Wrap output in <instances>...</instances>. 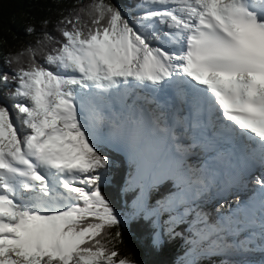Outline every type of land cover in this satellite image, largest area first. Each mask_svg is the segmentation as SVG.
Returning <instances> with one entry per match:
<instances>
[{"label":"snow or ice","instance_id":"1","mask_svg":"<svg viewBox=\"0 0 264 264\" xmlns=\"http://www.w3.org/2000/svg\"><path fill=\"white\" fill-rule=\"evenodd\" d=\"M133 7L89 0L0 75V264H133L112 245L138 219L154 248L186 225L188 264L264 252V0ZM105 149L133 165L126 216Z\"/></svg>","mask_w":264,"mask_h":264},{"label":"trees","instance_id":"2","mask_svg":"<svg viewBox=\"0 0 264 264\" xmlns=\"http://www.w3.org/2000/svg\"><path fill=\"white\" fill-rule=\"evenodd\" d=\"M89 0H0V75H12L14 68L26 65L28 54L25 53L18 62L9 64L17 53L28 46H36L38 40L47 33L53 41L44 39L42 50L50 51L56 40H62L59 31V22L64 17L73 14L74 9L88 4ZM119 6L125 12L136 10L133 5L136 0H108ZM131 16L135 13L131 12ZM32 26L33 32L27 28ZM43 63L42 53L37 56ZM14 87L13 84L2 86V92L7 93ZM115 160L112 170V182L103 186L106 198L114 210L126 216L133 206L135 197L126 187V181L134 170L131 161L119 152L105 149ZM152 224L145 219H138L128 227L121 228V236L114 240L112 246L118 250L120 256L129 258L133 264H188L191 259L188 243L189 235L186 225L176 228L175 234L164 235V242L158 248L151 244ZM113 234L116 228L110 230ZM198 264H229L219 255L197 257Z\"/></svg>","mask_w":264,"mask_h":264},{"label":"rangeland","instance_id":"3","mask_svg":"<svg viewBox=\"0 0 264 264\" xmlns=\"http://www.w3.org/2000/svg\"><path fill=\"white\" fill-rule=\"evenodd\" d=\"M136 12V11H135ZM129 16H131V12L128 11L126 12ZM137 14V13H136ZM4 85V83L0 82V95H3L4 93L2 92V86ZM9 103H11V101H9ZM123 154H125L124 152H121ZM125 156L127 157V155L125 154ZM229 199V197H228ZM230 201H234L232 199H229ZM220 202H223V201H220ZM217 203V202H216ZM216 203L214 204H209V205H205V209L206 210H211L215 205ZM240 256L238 255H235V256H232V257H228V258H225L223 257V261L224 262H228L229 263V260H237V261H247V264H261L260 262L258 261H255L256 259H263L264 258V255H261V256H253L254 254H249V253H244V254H239ZM252 258V259H251ZM263 264V263H262Z\"/></svg>","mask_w":264,"mask_h":264},{"label":"bare ground","instance_id":"4","mask_svg":"<svg viewBox=\"0 0 264 264\" xmlns=\"http://www.w3.org/2000/svg\"><path fill=\"white\" fill-rule=\"evenodd\" d=\"M120 152H122V151H120ZM123 154V153H122ZM203 157L201 156V159H202ZM193 162H196V160L195 161H193ZM230 199V198H229ZM228 199V200H229ZM222 211H223V209H222ZM255 251V250H254ZM262 253H264V252H262ZM252 259V258H251ZM255 261H258V262H260L261 264L263 263L264 264V258L263 259H256Z\"/></svg>","mask_w":264,"mask_h":264}]
</instances>
